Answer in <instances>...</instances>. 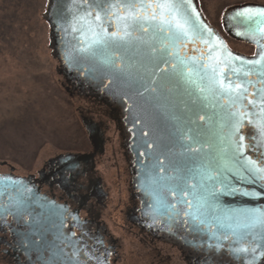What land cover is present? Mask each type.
<instances>
[{"label":"water","instance_id":"obj_1","mask_svg":"<svg viewBox=\"0 0 264 264\" xmlns=\"http://www.w3.org/2000/svg\"><path fill=\"white\" fill-rule=\"evenodd\" d=\"M55 2L48 0L43 14L49 23ZM101 2L65 1L60 16L68 32V61L87 83L113 93L127 114L136 118L155 156L164 157L170 151V155L174 152L187 159L195 217L217 234L229 235L235 249H248L238 254L259 256L264 251V228L246 225L264 213V173L248 171L264 168V15L259 14L264 12V3L232 5L221 17L228 36L253 45L252 54L230 48L206 20L197 0H190L184 6L189 35L175 43L165 40L167 51L161 58L159 35L152 42L155 51L135 40L119 48L93 44V33L101 32L100 22L94 19L99 9L94 5ZM88 11L91 16L86 15ZM121 24L109 15L103 20L107 31L101 34L117 31ZM150 35L151 29L147 35L134 33L145 39ZM165 35H171L167 28ZM50 47L56 56L53 27ZM256 60L261 64L248 63ZM178 68H183V76ZM166 74L170 79L162 81ZM228 80L243 82L247 89L235 104L229 102ZM3 165L9 164L0 161Z\"/></svg>","mask_w":264,"mask_h":264},{"label":"flooded vegetation","instance_id":"obj_2","mask_svg":"<svg viewBox=\"0 0 264 264\" xmlns=\"http://www.w3.org/2000/svg\"><path fill=\"white\" fill-rule=\"evenodd\" d=\"M65 1L56 0L48 32L55 30L58 79L89 101L80 116L88 148L56 152L24 173L0 168V264H119L128 234L147 248L136 256L160 255L150 264L175 254L180 264H264V251L255 258L238 254L229 235L195 217L187 159L170 151L155 156L141 125L114 94L78 75L68 61ZM114 128L118 138L108 133ZM110 140L123 165L119 157L102 159ZM102 161L113 164L107 167L115 168L117 180L124 175L116 204L98 167Z\"/></svg>","mask_w":264,"mask_h":264},{"label":"rangeland","instance_id":"obj_3","mask_svg":"<svg viewBox=\"0 0 264 264\" xmlns=\"http://www.w3.org/2000/svg\"><path fill=\"white\" fill-rule=\"evenodd\" d=\"M197 1L206 20L215 24L229 47L245 54L253 53V45L228 36L223 30L221 17L229 6L242 2L264 3V0ZM47 4L48 0H0V161L9 164L0 168L7 171L15 169V172L24 173L38 167L56 152L88 148L80 116L88 113L89 101L83 95L72 93L65 86L67 83L58 79L57 68L60 66L56 65L57 58L50 47L48 21L43 15ZM48 83L54 84L55 91ZM115 130H109L111 138H118ZM113 132L116 136H112ZM16 135L22 139L21 147L11 141ZM110 148L111 140L102 159L107 157L112 162L111 158L119 157V164L123 165L120 154H112ZM111 162L104 164L102 161L98 167L111 185V203L116 204L118 188L123 187L125 181L123 174L120 180L115 178ZM108 164H111L109 168ZM111 215L116 222L120 221L118 212L113 210ZM108 221L110 225L111 220ZM113 231L120 234L117 229ZM123 240L126 245L125 249L122 246L123 259L119 264H140L143 261L150 264V261L157 262L160 257L158 254L155 256L154 250L143 255L145 257H138L135 251L144 252L147 248L129 234ZM161 253L167 254L165 250ZM180 262V257L175 254L162 264Z\"/></svg>","mask_w":264,"mask_h":264},{"label":"snow or ice","instance_id":"obj_4","mask_svg":"<svg viewBox=\"0 0 264 264\" xmlns=\"http://www.w3.org/2000/svg\"><path fill=\"white\" fill-rule=\"evenodd\" d=\"M85 3L88 0H84ZM190 3V0H102L101 3L95 4L99 10L96 11L94 19L97 22V27L101 29V32H94L93 35L96 37L92 43L107 47H123L131 45L133 41H137L141 45L147 46L150 50L155 51L153 47V41L156 40L157 36L160 37L161 44V58L164 52L167 51V44L165 40L175 43L176 41L182 40L184 37L189 35V30L185 27L188 23L187 19L184 18V12H186L185 5ZM155 5V7H153ZM112 9H116V12H112ZM120 10H123L124 14L120 15ZM245 12H250V9H245ZM264 15V12L259 13ZM86 15L91 16L92 12H86ZM112 15L116 19L122 21L121 27L114 32L102 35L101 33L107 30L103 27V20ZM183 21V22H181ZM171 35H165V29ZM151 29V35L148 39L144 36H134V33L141 32L147 35ZM229 55H231L229 53ZM237 59H239L237 57ZM261 60H264V53H261ZM261 60L249 61L248 63L253 65H260ZM166 62V61H164ZM160 71H164L161 69ZM178 74L184 75L183 68L177 69ZM215 71V69L213 70ZM236 72L238 70L232 69ZM247 76L248 72H244ZM261 75H264V66L261 68ZM162 81H168L170 77H161ZM228 83V95L230 104H235L238 99L244 98V93L247 91L242 83L233 84L231 80ZM203 91V89H201ZM235 93V96H233ZM261 101L264 102V93L261 94ZM251 104H255V101H249ZM264 110V109H262ZM231 115H235L232 113ZM261 131L264 132V125L261 126ZM243 140V137H240ZM194 142H199L195 140ZM191 151V148L189 149ZM255 165V161L251 162ZM248 171L252 172L253 175L257 173H264V168H249ZM247 227L255 228L260 226L264 228V213H260L255 216ZM238 252H247L248 249H235Z\"/></svg>","mask_w":264,"mask_h":264},{"label":"trees","instance_id":"obj_5","mask_svg":"<svg viewBox=\"0 0 264 264\" xmlns=\"http://www.w3.org/2000/svg\"><path fill=\"white\" fill-rule=\"evenodd\" d=\"M242 3H244V2H242ZM240 4V3H239ZM198 5H199V8L201 9V11H202V13L204 14V11H203V9H202V7H201V4H199V1H198ZM210 23V22H209ZM215 29H216V27H215V24H213V23H210ZM217 30V29H216ZM220 34H221V32H220V30H217ZM1 33H2V31L0 32V35H1ZM222 35V34H221ZM223 36V35H222ZM48 85H49V87L51 88L52 87V89H53V91H55V89H54V84H52V83H48ZM11 141H13V142H15L18 146H22V139L20 138V137H18L17 135L16 136H13V138L11 139ZM14 147H16V146H14ZM17 148V147H16Z\"/></svg>","mask_w":264,"mask_h":264}]
</instances>
